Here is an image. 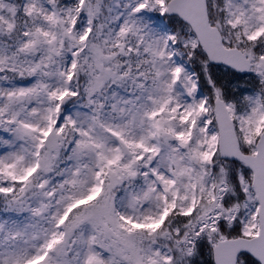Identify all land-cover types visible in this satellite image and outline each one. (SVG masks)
<instances>
[{"label":"snow or ice","instance_id":"snow-or-ice-1","mask_svg":"<svg viewBox=\"0 0 264 264\" xmlns=\"http://www.w3.org/2000/svg\"><path fill=\"white\" fill-rule=\"evenodd\" d=\"M0 264H264V0H0Z\"/></svg>","mask_w":264,"mask_h":264}]
</instances>
